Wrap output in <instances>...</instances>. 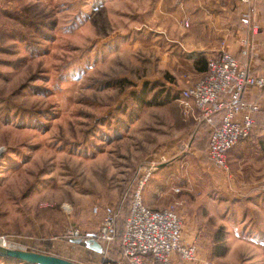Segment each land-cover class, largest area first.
Returning a JSON list of instances; mask_svg holds the SVG:
<instances>
[{
	"label": "rangeland",
	"instance_id": "obj_1",
	"mask_svg": "<svg viewBox=\"0 0 264 264\" xmlns=\"http://www.w3.org/2000/svg\"><path fill=\"white\" fill-rule=\"evenodd\" d=\"M161 2L159 9V0L142 2L153 12V29L139 31L135 25L142 18L132 0H0L3 248L75 264H128L115 245L97 254L72 243L69 233L98 232L87 228L91 218L100 220L95 207L124 215L130 183L164 154V140L176 133L169 105L197 79L189 60H169L173 50L154 43L179 6V0ZM179 24L188 28L189 22ZM189 152L161 161L165 166L153 173L163 170L170 184L175 198L168 208L177 206L184 231L205 227L211 239L201 245L207 252L203 258L215 264H264L259 218L242 221L249 201L237 190L245 179L236 186L230 166L220 171L207 154ZM210 167L220 176L219 187L208 175ZM225 201L231 205L227 218L244 234L223 231L216 241L206 225L212 219L201 215L212 203ZM0 264L20 263L0 258Z\"/></svg>",
	"mask_w": 264,
	"mask_h": 264
},
{
	"label": "crops",
	"instance_id": "obj_2",
	"mask_svg": "<svg viewBox=\"0 0 264 264\" xmlns=\"http://www.w3.org/2000/svg\"><path fill=\"white\" fill-rule=\"evenodd\" d=\"M144 1L146 0H132L133 4L136 5L135 15L142 18L140 23L135 25L139 31H142L144 26L150 30L153 29L150 26L153 12L142 6ZM162 5L163 3L159 0L156 9L161 8ZM247 11V8L237 0H179L178 8L172 12L169 23L160 27L162 30L157 33L161 36H158L154 43L156 45L162 41L166 47L173 50L171 51L172 54L169 52V60H189L192 70L191 77L194 80L197 79L196 81L206 72L208 60L220 52H228L237 56L248 65L250 73L264 77V1L259 0L254 8L249 11L251 25L244 27L240 19L242 14ZM155 12L157 15V11ZM183 19L189 22L188 28L180 26L179 22ZM164 54L166 55V52ZM165 55L163 60H167ZM177 55H179L178 58L175 57ZM186 65L188 67V64ZM180 83L184 86L188 84L184 80H180ZM180 94L178 98H180ZM247 97L250 101L257 102L261 109L256 115V123L251 137L240 142L228 153V164L231 167L232 179L238 180L234 182V185L238 186L237 184L245 179L241 184L243 189L238 186L237 190L239 194L247 195L246 201H249L245 205L243 204L242 209L245 211L242 221L247 224L253 218L258 217L259 221L257 219L256 225L260 226L257 228L262 234L264 233V200L262 202L264 199V192L262 191L264 185V94L257 90H251L247 93ZM178 98L169 105L173 107L172 111L174 112L170 127L176 133L172 136L169 133V137L164 140L166 141L164 154L151 161V164L160 165L161 169L165 166V162L163 164L161 161L175 157L181 150H189V155L196 157H202L208 151L207 130L197 119L198 115L194 117L183 114ZM167 134L164 133L165 137ZM187 145L189 149L183 150ZM208 170L211 172L208 175L212 177V181L214 180L215 186L219 187L220 176L215 177L211 167ZM157 171L154 174L159 173ZM162 171L156 177L154 174L152 175L143 191L144 204L153 210L167 209L170 202L175 198L170 193V184L167 183L168 181L166 177L164 178L165 174ZM182 208L180 207L179 211L184 216ZM230 208L229 201L212 203L210 211L207 210L209 213L205 216L204 214L201 215L202 218L212 219L213 223L206 222V225L207 228L209 227L208 232L212 237L215 236L216 241L221 240L222 237L220 236L223 231L226 235L230 233L234 235L235 233L237 237L239 235L242 237L244 234L243 228L233 225L229 221V217L226 216V210ZM99 215L100 220H98L99 217L97 220L91 218L92 224L88 225V230L92 231L96 227L99 229L102 217H104L103 210ZM195 229L193 226H186L183 239L189 244H199L201 255L206 257L207 252L202 246L211 237L207 236L205 227L198 228L197 231ZM223 235L225 236V234Z\"/></svg>",
	"mask_w": 264,
	"mask_h": 264
},
{
	"label": "built area",
	"instance_id": "obj_3",
	"mask_svg": "<svg viewBox=\"0 0 264 264\" xmlns=\"http://www.w3.org/2000/svg\"><path fill=\"white\" fill-rule=\"evenodd\" d=\"M237 1L248 10L242 14L240 21L244 27H249V11L259 0ZM251 90L264 94V77L250 73L246 63L228 52L212 56L203 76L181 90L178 102L183 114L198 115L199 122L211 129L208 158L220 171L229 170L228 153L251 137L256 115L261 109L257 102L247 97ZM157 168L152 163L142 170V179L135 191L122 235V259L128 264H215L203 258L197 244L186 243L183 239L184 223L177 206L153 210L144 204L143 191ZM100 210L95 207L93 211L98 214ZM102 210L104 219L98 232L83 234L78 229H72L69 233L72 243L75 240L96 239L103 244V252L115 244L118 214L112 207Z\"/></svg>",
	"mask_w": 264,
	"mask_h": 264
},
{
	"label": "water",
	"instance_id": "obj_4",
	"mask_svg": "<svg viewBox=\"0 0 264 264\" xmlns=\"http://www.w3.org/2000/svg\"><path fill=\"white\" fill-rule=\"evenodd\" d=\"M81 242L82 240H75L74 244H80ZM86 244L93 251L100 254L103 253V248L97 242L88 240ZM0 258H8L15 260L17 263L25 264H73L58 257L2 247H0Z\"/></svg>",
	"mask_w": 264,
	"mask_h": 264
},
{
	"label": "trees",
	"instance_id": "obj_5",
	"mask_svg": "<svg viewBox=\"0 0 264 264\" xmlns=\"http://www.w3.org/2000/svg\"><path fill=\"white\" fill-rule=\"evenodd\" d=\"M203 127H205V129L207 130V134H208V137H209L208 139L210 140V137H211V129H210V127L208 125H206V124H203ZM208 146H209V143H208ZM206 154L208 155V151H207ZM142 175H143V173L140 176L139 175L135 176V178L130 183L131 187H130V189H128V192H129L128 210H126L124 212V215L121 214L122 212L120 210H118V209L116 210V212L118 214L117 221H116L117 222L116 223L117 236H116V241H115L114 245L117 248L120 256H122L121 248H120L121 242H122V235H123V232H124V229H125V225H126L127 219L130 216V209H131V206H132L134 194H135L136 189L139 186L140 180L142 179ZM122 215H123V218H122ZM91 241L97 242L104 249L103 244L99 240L94 239V240H91ZM75 245L86 247L89 251L97 253L96 251H93L92 249L88 248V246L86 244V241H82L80 244H75ZM97 254H100V253H97ZM5 259H8V258H5ZM9 260H12V259H9ZM12 261L16 262L15 260H12ZM20 264H25V263H20Z\"/></svg>",
	"mask_w": 264,
	"mask_h": 264
},
{
	"label": "bare ground",
	"instance_id": "obj_6",
	"mask_svg": "<svg viewBox=\"0 0 264 264\" xmlns=\"http://www.w3.org/2000/svg\"><path fill=\"white\" fill-rule=\"evenodd\" d=\"M0 247H2V248H3V242H1V243H0ZM72 263H73V262H72ZM73 264H75V263H73Z\"/></svg>",
	"mask_w": 264,
	"mask_h": 264
}]
</instances>
